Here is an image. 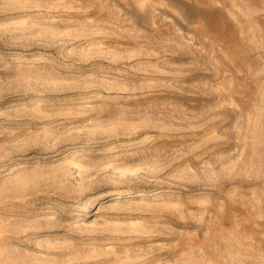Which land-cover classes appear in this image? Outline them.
Masks as SVG:
<instances>
[{"label":"rangeland","instance_id":"374dc122","mask_svg":"<svg viewBox=\"0 0 264 264\" xmlns=\"http://www.w3.org/2000/svg\"><path fill=\"white\" fill-rule=\"evenodd\" d=\"M0 264H264V0H0Z\"/></svg>","mask_w":264,"mask_h":264}]
</instances>
